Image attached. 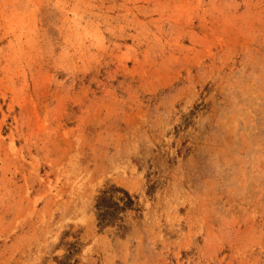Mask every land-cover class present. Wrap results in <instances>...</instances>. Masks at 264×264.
<instances>
[{"label":"rangeland","instance_id":"1","mask_svg":"<svg viewBox=\"0 0 264 264\" xmlns=\"http://www.w3.org/2000/svg\"><path fill=\"white\" fill-rule=\"evenodd\" d=\"M0 264H264V0H0Z\"/></svg>","mask_w":264,"mask_h":264},{"label":"trees","instance_id":"2","mask_svg":"<svg viewBox=\"0 0 264 264\" xmlns=\"http://www.w3.org/2000/svg\"><path fill=\"white\" fill-rule=\"evenodd\" d=\"M111 199H108L107 197V191L103 192L97 199V206L99 209H104V208H107V202L109 201L110 202ZM109 207V206H108Z\"/></svg>","mask_w":264,"mask_h":264}]
</instances>
